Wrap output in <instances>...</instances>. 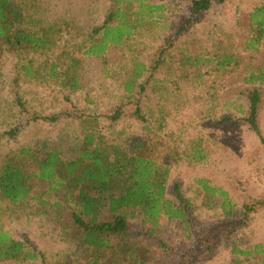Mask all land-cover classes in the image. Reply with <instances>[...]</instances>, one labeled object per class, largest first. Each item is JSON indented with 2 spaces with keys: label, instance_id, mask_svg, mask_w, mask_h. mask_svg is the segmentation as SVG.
<instances>
[{
  "label": "rangeland",
  "instance_id": "1",
  "mask_svg": "<svg viewBox=\"0 0 264 264\" xmlns=\"http://www.w3.org/2000/svg\"><path fill=\"white\" fill-rule=\"evenodd\" d=\"M17 1L41 27L62 20L81 26L78 36L65 33L69 46L87 43L111 6V0ZM151 2L163 4L164 10L146 17L122 44L86 58L83 87L77 91L49 75L53 53L34 51L27 58L25 53L22 58L6 53L1 58L0 162L12 149L45 141L67 157L78 155L83 126L97 119L96 128L116 143L130 148L142 139L148 153L170 167L168 197L187 206L189 227L164 215L157 241H146L160 264H176L182 252L201 255L200 240L209 235L216 244L214 256H201L194 264H264L261 256L245 253L264 243V207L244 214L245 203L264 195V146L243 120L249 91L257 88L264 132V83L247 80L264 68V33L257 45L250 42L258 36L251 13L264 0H213L209 10L193 18L191 0ZM29 63L33 75L24 69ZM136 63L151 70L143 72L135 92L129 93L126 86ZM53 114L56 121L44 118ZM18 125L16 138L5 133ZM201 180L229 193L236 224L225 216L223 195L207 192ZM33 195L38 198L20 204L0 201V232L27 240L44 256L3 264H91L69 235L70 212L58 209L59 195L43 182H35Z\"/></svg>",
  "mask_w": 264,
  "mask_h": 264
},
{
  "label": "trees",
  "instance_id": "2",
  "mask_svg": "<svg viewBox=\"0 0 264 264\" xmlns=\"http://www.w3.org/2000/svg\"><path fill=\"white\" fill-rule=\"evenodd\" d=\"M213 0H191V18L211 8ZM163 4L151 0H111L104 23L89 34L87 43L69 46L65 33L77 34L83 30L72 21H59L45 27L30 21L24 5L17 0H0V60L6 53L22 58V53L42 51L54 54L49 75L71 91L83 87V66L88 57H100L111 44H122L143 26L146 17L164 10ZM252 23L258 29L257 45L264 33V6L251 13ZM80 37V36H79ZM24 58V59H25ZM134 77L126 86L134 93V84L149 69L145 63H136ZM27 74H35L29 63ZM251 83H264V68L252 72ZM140 88L144 87L140 85ZM262 95L254 88L248 94V112L243 120L255 132L264 146V132L260 125ZM17 102L23 111L25 105ZM137 109V115L139 114ZM119 113L113 116L117 120ZM58 115L44 117L56 121ZM35 120L36 115H32ZM144 119V117H141ZM96 121H87L78 155L65 156L57 146L47 141L36 147L12 149L0 162V201L20 204L34 196L35 182L48 185L58 194V209H69L72 230L69 235L78 248L90 258L91 264H160L147 240L157 241L156 233L161 218L180 219L189 227L191 218L186 205H176L168 197L167 179L170 167L148 153V146L140 138L133 147L116 143L96 128ZM21 125L6 131L16 138ZM209 193L223 195L225 216L236 224L232 200L227 191L200 181ZM178 198L184 202L180 186L175 185ZM264 207V195L244 204V214ZM243 214V212H240ZM71 227V225H70ZM201 255L182 252L176 264H194L201 256L212 258L216 252L215 240L209 236L200 240ZM27 240H18L8 232H0V264L5 261H25L44 256L36 252ZM246 254L261 256L264 263V243H257Z\"/></svg>",
  "mask_w": 264,
  "mask_h": 264
}]
</instances>
